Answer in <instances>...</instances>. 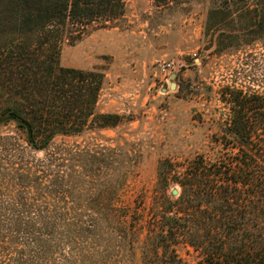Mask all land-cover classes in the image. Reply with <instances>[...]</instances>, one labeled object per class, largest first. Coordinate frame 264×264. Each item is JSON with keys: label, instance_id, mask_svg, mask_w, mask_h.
Returning <instances> with one entry per match:
<instances>
[{"label": "trees", "instance_id": "trees-1", "mask_svg": "<svg viewBox=\"0 0 264 264\" xmlns=\"http://www.w3.org/2000/svg\"><path fill=\"white\" fill-rule=\"evenodd\" d=\"M126 1L0 0V124L14 126L0 134V264H136L113 202L131 164L122 144L99 133L123 116L98 109V73L59 62L65 40L121 17ZM221 3L211 12L238 6L241 31L264 34V0ZM232 99L241 108L257 98ZM253 118L257 130L240 114L225 129L232 157L199 156L176 174L181 192L165 197L142 264H187L180 242L199 264H264V114Z\"/></svg>", "mask_w": 264, "mask_h": 264}, {"label": "rangeland", "instance_id": "rangeland-1", "mask_svg": "<svg viewBox=\"0 0 264 264\" xmlns=\"http://www.w3.org/2000/svg\"><path fill=\"white\" fill-rule=\"evenodd\" d=\"M221 2L127 0L121 17L95 21L61 47V65L101 76L98 109L123 116L99 133L113 146L122 144L131 164L113 202L122 208V229L134 239L136 264H142L149 234L159 229L165 197L174 200L181 192L176 174L199 156L232 157L235 148L225 135L231 118L246 115L257 130L253 117L264 114V34L241 31L238 6L212 13L223 8ZM236 94L257 99L239 108L232 99ZM13 127L0 124V134ZM33 155L41 158L43 152ZM175 248L187 264L200 263L191 245L180 242Z\"/></svg>", "mask_w": 264, "mask_h": 264}, {"label": "water", "instance_id": "water-1", "mask_svg": "<svg viewBox=\"0 0 264 264\" xmlns=\"http://www.w3.org/2000/svg\"><path fill=\"white\" fill-rule=\"evenodd\" d=\"M175 76H176V74H175V73H172V74H171V79H174ZM170 87H171V88H174V87H175V82L172 81V82L170 83ZM172 193H173L174 195H177L178 190H177V189H173V190H172Z\"/></svg>", "mask_w": 264, "mask_h": 264}]
</instances>
